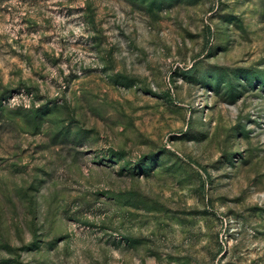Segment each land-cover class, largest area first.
I'll return each instance as SVG.
<instances>
[{
    "label": "rangeland",
    "instance_id": "374dc122",
    "mask_svg": "<svg viewBox=\"0 0 264 264\" xmlns=\"http://www.w3.org/2000/svg\"><path fill=\"white\" fill-rule=\"evenodd\" d=\"M0 264H264V0H0Z\"/></svg>",
    "mask_w": 264,
    "mask_h": 264
}]
</instances>
